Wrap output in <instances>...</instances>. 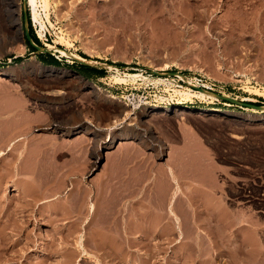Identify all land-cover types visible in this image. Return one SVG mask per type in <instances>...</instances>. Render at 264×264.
I'll return each instance as SVG.
<instances>
[{
	"label": "rangeland",
	"instance_id": "rangeland-1",
	"mask_svg": "<svg viewBox=\"0 0 264 264\" xmlns=\"http://www.w3.org/2000/svg\"><path fill=\"white\" fill-rule=\"evenodd\" d=\"M28 6L0 0V71L16 74L0 75V149L17 140L0 159L6 263L62 264L57 245L75 230L91 255L74 264H97L98 233L113 226L133 246L106 264H264V111L216 95L264 105V0H52L43 18ZM26 26L55 54L33 51ZM84 125L102 133L98 157ZM15 179L45 191L26 218ZM83 192L98 203L87 223L70 209Z\"/></svg>",
	"mask_w": 264,
	"mask_h": 264
},
{
	"label": "bare ground",
	"instance_id": "bare-ground-1",
	"mask_svg": "<svg viewBox=\"0 0 264 264\" xmlns=\"http://www.w3.org/2000/svg\"><path fill=\"white\" fill-rule=\"evenodd\" d=\"M52 1V0H51ZM50 0H28V2H27V6H28V3H30V6L36 11V13H37V15L39 14L42 18H43V16H42V12H37L38 11V9H40V11H45L46 12V17H49V14H48V12H49V6H50V2H51ZM29 7V6H28ZM168 12H170V10H167ZM42 20V19H41ZM43 22V21H42ZM18 24H19V27H18V31H17V33H18V35L19 36H22V30H21V25H20V21H18ZM47 44V43H46ZM50 45V44H49ZM52 45V44H51ZM16 46V45H15ZM61 49V48H60ZM53 51H55V49H52ZM65 50V52L66 53H68V54H70L71 55V52L70 51H68V50H66V49H64ZM89 63H91V62H89ZM63 70V69H62ZM61 70L59 69V68H56V67H46V66H43V65H41V72H44L46 75H54V74H56V73H58L59 74V72H60ZM6 73H8L9 75H11V76H15L16 74H15V72L14 71H9V70H4V71H0V75L1 74H6ZM114 77H116V76H114ZM0 78H2V77H0ZM133 79V80H135V78H134V76H132V75H125V77H123V76H120V77H116L115 79H118V80H127V79ZM190 89V88H189ZM177 90V89H176ZM175 90V91H176ZM201 90H206V89H201ZM177 91H180V92H182L181 90H177ZM195 92H193V93H188L189 95L190 94H193L194 96H199V97H202V98H206L207 97V95H209V94H207V93H205V92H203V91H198V90H194ZM257 91H260V90H257ZM180 92H178V93H180ZM185 92V91H184ZM184 92H183V94H184ZM186 94H187V92H186ZM188 96V95H187ZM211 97H214V96H211ZM17 103V102H16ZM162 108H164V109H166V107H162ZM257 110V109H256ZM158 111V110H157ZM152 112L153 113H155V111L154 110H152ZM151 111H150V113H152ZM165 112V111H164ZM152 115V114H151ZM201 115V114H200ZM204 115V114H203ZM263 115V114H262ZM199 116V115H198ZM148 118V117H147ZM147 121V120H146ZM148 122V121H147ZM147 125H149V124H147ZM150 126V125H149ZM66 128V127H65ZM82 128L84 129V132H91V133H94V145L96 146V148H95V150H96V157H98V155H99V150L101 149V145H102V143H103V137H102V133H100L99 131H97V130H93V128H91V127H89V125H84V126H82ZM71 129V128H70ZM70 129H65V131L66 132H69V130ZM72 130V129H71ZM99 130V129H98ZM65 131H63V133L65 132ZM151 131V128L150 127H148L147 128V134H148V132H150ZM65 132V133H66ZM125 135H127L128 133H124ZM151 134H152V132H151ZM121 135V134H120ZM153 135V134H152ZM124 136V135H123ZM114 138H116V135L115 134H113L111 137H110V139H108V140H106L104 143H106L107 141H109L110 142V144L112 145L113 144V142H114ZM5 140H7V139H5ZM45 140V139H44ZM43 140V141H44ZM141 140H143V138L141 139ZM2 141V140H1ZM17 141V140H16ZM16 141H12L11 142V144H10V146L9 147H7L6 148V150L4 149L3 150V148H1L0 149V159L2 158V156L3 155H6L7 153H8V151H11L12 150V145H14V143L16 142ZM5 142V141H4ZM3 142V143H4ZM2 143V142H1ZM1 143H0V147L2 146L1 145ZM43 143V142H42ZM107 144V143H106ZM109 144V143H108ZM52 145V144H51ZM8 146V145H7ZM44 146H45V144H44ZM78 146V145H77ZM58 147V146H57ZM56 147V148H57ZM73 147V146H72ZM75 147V146H74ZM108 147V146H107ZM51 148V147H50ZM53 148V147H52ZM112 148V147H111ZM58 150V149H57ZM56 151V150H55ZM21 152V151H20ZM111 152V151H110ZM110 152H107L108 154L110 153ZM94 154V153H93ZM107 154V155H108ZM16 155V154H15ZM19 155V154H18ZM24 155V153H23V151H22V153H21V156H23ZM110 155V154H109ZM9 164H11V163H9ZM7 166V165H6ZM16 166H18V165H16ZM41 166V165H40ZM26 169V168H25ZM59 169V168H58ZM169 169V172H171V173H173V169L171 168V167H169L168 168ZM24 170V169H23ZM48 170V169H47ZM9 171V170H8ZM18 170L17 169H15L14 170V172L16 173ZM70 171V170H69ZM25 172H27V171H25ZM10 173V171L8 172V174ZM18 173V172H17ZM16 173V174H17ZM29 173V172H28ZM1 174V173H0ZM8 174H6V172L4 173V174H2L1 176H0V189L2 188V184H3V182L4 181H6V179L8 178ZM14 174V173H13ZM32 174V173H31ZM26 175V174H25ZM24 175V176H25ZM11 177V176H10ZM34 177V176H33ZM55 177V176H54ZM12 178V177H11ZM36 178V177H35ZM10 179V178H9ZM27 179V177L24 179V180H26ZM55 179V178H54ZM23 180V181H24ZM99 180V179H98ZM20 181V180H19ZM17 179H15L14 180V182H15V184L17 185V189L20 191V194H19V203L18 204H14L15 206H13V207H15V208H13V209H15V211H18V214H19V216H20V218L22 217V218H26L28 215L27 214H29V213H31V212H29V213H27V211H31V210H34L35 208V205H36V203L38 202V198H41V196L42 195H44L45 193V191L43 192H34L33 190H34V188H32V186L33 185H35L34 183H33V185L31 184L30 185V187H31V191H32V193H30V192H28L29 190L27 189V187H28V184L26 183V181H20V182H22L23 184H20V182H19ZM29 181V180H28ZM27 181V182H28ZM55 181V180H54ZM104 182V180L102 179L101 181H100V183L99 184H97V185H101V183H103ZM19 182V183H18ZM32 182V181H31ZM48 183V182H47ZM53 183V182H52ZM180 183V182H179ZM178 183V184H179ZM56 184V183H55ZM48 185V184H47ZM45 186V185H44ZM52 187V186H51ZM62 187V186H61ZM29 188V187H28ZM53 188V187H52ZM59 188V187H58ZM57 188V189H58ZM48 189V188H47ZM46 189V190H47ZM51 189V188H50ZM50 189H48V190H50ZM56 189V188H55ZM56 189V190H57ZM69 189H71L70 187H69ZM119 189H120V187H119ZM170 189V188H169ZM178 189H180V188H178ZM176 190V192H174V194H173V200L175 201V199H176V196H178V192H179V190ZM47 190V191H48ZM53 190V189H52ZM55 190V191H56ZM54 191V190H53ZM54 193V192H53ZM50 194H52V192L50 193ZM91 195V194H90ZM90 195H88L86 192L84 193L83 192V196H82V194H81V196L82 197H79V198H77L78 200L74 203V204H71L70 205V209H71V211L72 212H75V214H76V216H80L79 217V219H81L82 220V218H84V216L86 217V215L85 214H87L86 213V211H88L89 213H92V214H96V212H97V209H98V203L96 202V200H94L93 198H91V197H93V195L92 196H90ZM172 200V203L174 202ZM11 201V200H10ZM46 200H42V201H40L39 202V204H41V203H43V202H45ZM70 202V201H69ZM113 202V201H112ZM175 203V202H174ZM100 204V203H99ZM113 205V204H112ZM172 205V204H171ZM37 206V205H36ZM12 208V207H11ZM0 209H2V208H0ZM12 209V210H13ZM11 210V211H12ZM67 211H69V210H67ZM117 212V211H116ZM120 212V211H119ZM13 214H14V210H13V212H12ZM16 213V212H15ZM172 213H174V211L172 210ZM1 214V213H0ZM109 214V213H108ZM114 213H112L111 214V216L113 215ZM16 215V214H15ZM89 215V214H88ZM107 215V214H106ZM98 216V215H97ZM100 216V215H99ZM111 216H110V218H111ZM117 216V215H116ZM116 216H115V218H116ZM2 217V216H1ZM113 217V216H112ZM18 218V217H17ZM16 218V219H17ZM87 218V217H86ZM109 217H108V219H107V221L110 219ZM122 218V217H121ZM20 220V219H19ZM18 220V221H19ZM21 220H23V219H21ZM28 220V219H27ZM84 220H86L85 218H84ZM89 220V219H88ZM111 220H112V218H111ZM111 220L109 221V222H111ZM15 221V220H14ZM107 221L105 222V223H107ZM113 221H115V220H113ZM112 221V222H113ZM118 221V220H117ZM177 221H178V223H179V221H180V218H178L177 217ZM78 222V221H77ZM184 222V221H183ZM182 222V223H183ZM18 223V222H17ZM22 223H23V221H22ZM79 223V222H78ZM85 223H87V220H86V222ZM100 223V222H99ZM116 223H118V222H116ZM11 225V224H10ZM14 225V224H13ZM15 225H16V223H15ZM19 225V224H18ZM105 225V224H104ZM107 225V224H106ZM121 225V224H120ZM179 225V224H178ZM17 226V225H16ZM15 226V227H16ZM21 226V225H20ZM80 226V225H79ZM96 226V225H95ZM119 226V225H118ZM124 226V225H123ZM15 227H12V228H15ZM76 227H78V224H77V226ZM75 227V228H76ZM180 227V226H179ZM7 227H5V229H6ZM10 228V227H9ZM11 228V229H12ZM18 228H22V226L21 227H18ZM18 228H16V229H18ZM107 228V230L105 231V230H102V228L100 229V232L98 233L99 234V236H98V241L97 242H95L94 243V251H96V253H98L99 251L102 253V255H100V252H99V254H97V257H96V261L99 263V264H106L104 261H103V259H102V257L104 258V256H107L108 255V252H109V250L112 252V253H114V252H116V253H118L117 251H116V248L115 247H117L116 245H118V246H121V248L123 249V247L125 248H132V246H133V243L132 242H130V241H132V240H129V241H126L125 239H127V238H123V236L125 235H122V232H121V230H120V228L117 230V229H113V230H111L112 228H113V226H112V228L111 227H106ZM182 227H180V229H181ZM197 228V227H196ZM2 229V228H1ZM4 229V228H3ZM8 229V228H7ZM16 229H13L14 231L16 230ZM78 228H76V230H77ZM103 229H104V227H103ZM123 229V228H122ZM102 230V231H101ZM182 230V229H181ZM5 232H4V235H1L0 237V252L2 251V253L0 254V264H7L6 262L8 261V259L10 258L9 256L10 255H8V251L10 250V248H13L12 246H13V244H12V246H9V241H10V239L11 238H9L8 236L10 235V236H12L11 235V233L13 232V231H11V233H9L8 231H6V230H4ZM75 230H73V231H71L70 232V234L66 237V238H64V243H63V241H62V243H61V241H60V243H58V253H60L61 254V256L62 257H64V259L63 260H61V263L62 264H74V261L76 260L75 258L78 256H88L89 254L91 255V253H90V249H89V243H88V241H89V237H88V235L87 234H84L83 232L81 233V234H79L78 235V231H76V233L74 232ZM124 231V230H123ZM192 231V230H191ZM200 231V230H199ZM0 232L2 233L3 232V230L1 231L0 230ZM69 232V231H68ZM128 232V231H127ZM0 233V234H1ZM80 233V232H79ZM125 233V232H124ZM130 233V232H129ZM139 233V232H138ZM145 233V232H144ZM185 233V232H184ZM3 234V233H2ZM74 234H75V238H76V236L78 235V239H76L77 240V243H74L75 245L77 244V246L75 247V250H73V251H69L70 249H71V247H70V245H72L73 244V240L71 241V239L70 238H72L73 237V239H74ZM77 234V235H76ZM180 235H179V239H181L182 237H184L183 236V230L182 231H180V233H179ZM201 235V234H200ZM66 236V235H65ZM186 236V235H185ZM199 236V235H198ZM105 237L107 238V239H105ZM125 237V236H124ZM144 237H146V236H144ZM186 238V237H185ZM65 239H66V241H65ZM178 239V240H179ZM198 239V238H197ZM109 240H111L112 242H109ZM182 240V239H181ZM96 241V240H95ZM198 241V240H197ZM154 242V241H153ZM196 242V241H195ZM200 242V241H199ZM72 243V244H71ZM113 243V244H112ZM179 243V242H178ZM16 244H18V243H16ZM92 244V243H91ZM90 244V245H91ZM196 244H198V243H196ZM3 245V246H2ZM11 245V244H10ZM74 245V246H75ZM113 245V246H112ZM182 245V244H181ZM69 247H70V249H69ZM120 248V247H119ZM125 248V249H126ZM63 249H65L66 251H64V252H61V250L63 251ZM73 249H74V247H73ZM193 249V248H192ZM119 250V249H118ZM10 251H13V253L15 254V252H14V250H10ZM9 251V252H10ZM17 251V250H16ZM93 251V252H94ZM191 251V250H190ZM145 252V251H144ZM155 252V251H154ZM195 252V251H194ZM110 253V252H109ZM160 253V252H159ZM196 253V252H195ZM8 255L7 257H9V258H6V256L5 255ZM19 254V253H18ZM119 254V253H118ZM155 254H156V252H155ZM191 254V253H190ZM150 255V254H149ZM192 255V254H191ZM80 256V257H81ZM98 256L100 257V258H98ZM80 257H79V259H80ZM95 257V256H94ZM191 257V256H190ZM194 258V257H193ZM2 259H3V261H2ZM85 259V258H84ZM80 260H83V258H81ZM97 263V264H98ZM213 263V262H212Z\"/></svg>",
	"mask_w": 264,
	"mask_h": 264
},
{
	"label": "water",
	"instance_id": "water-1",
	"mask_svg": "<svg viewBox=\"0 0 264 264\" xmlns=\"http://www.w3.org/2000/svg\"><path fill=\"white\" fill-rule=\"evenodd\" d=\"M27 2L28 0H24V5L25 7L27 8ZM24 18H25V21L27 22L28 20V12H27V9L25 10L24 12ZM28 40L29 43L37 50V51H44V52H48V53H51V54H55V51H53L51 48H48L44 45H39L37 44L31 34H30V31H29V28L26 26L25 28V38L22 37V40L25 41V40ZM76 59V61L82 63V64H85V65H94L93 63H89L85 60H82L80 58H77V57H74ZM156 72L157 74H165V73H162V72H159V71H154ZM170 74H174L175 72H169ZM2 76H4V74H1ZM200 89H205L204 87H198ZM216 95L225 100V101H229V102H232V103H235L237 105H240V106H243V107H251V108H255V109H259L261 111H264V105H258V104H255L253 102H249V101H246V100H243V99H237L235 97H232V96H228V95H224V94H220V93H216Z\"/></svg>",
	"mask_w": 264,
	"mask_h": 264
},
{
	"label": "trees",
	"instance_id": "trees-1",
	"mask_svg": "<svg viewBox=\"0 0 264 264\" xmlns=\"http://www.w3.org/2000/svg\"><path fill=\"white\" fill-rule=\"evenodd\" d=\"M30 33H31V36L32 38L34 39V41L38 44H41V41L39 40L38 37H36L35 35L32 34V31L30 30ZM27 43L29 44V46L33 49V51H36V49L34 47H32L29 43V41L26 39ZM52 56V64H55V65H59L60 63L58 62V59L56 57H54V55H51ZM83 57H86V55H83ZM78 66L84 70H87L89 72H92L93 74L95 75H99V76H104V73L106 72V69L104 68H99V67H96V66H93V65H85V64H82V63H79Z\"/></svg>",
	"mask_w": 264,
	"mask_h": 264
},
{
	"label": "built area",
	"instance_id": "built-area-1",
	"mask_svg": "<svg viewBox=\"0 0 264 264\" xmlns=\"http://www.w3.org/2000/svg\"><path fill=\"white\" fill-rule=\"evenodd\" d=\"M200 86H202V87H204V88H206V89H209V85L208 84H206V83H202V84H200Z\"/></svg>",
	"mask_w": 264,
	"mask_h": 264
},
{
	"label": "crops",
	"instance_id": "crops-1",
	"mask_svg": "<svg viewBox=\"0 0 264 264\" xmlns=\"http://www.w3.org/2000/svg\"><path fill=\"white\" fill-rule=\"evenodd\" d=\"M11 92L13 93V91H10V92H7V93L9 94V93H11ZM8 94H7V95H8ZM4 141H7V140H2V142H4ZM206 205H207V204H206ZM207 206H208V205H207ZM208 207H210V206H208ZM210 208H211V207H210Z\"/></svg>",
	"mask_w": 264,
	"mask_h": 264
}]
</instances>
